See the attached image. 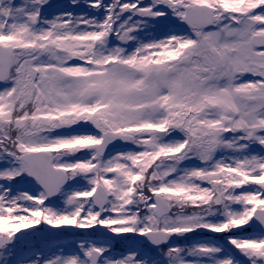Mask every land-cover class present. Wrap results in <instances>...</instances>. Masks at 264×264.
<instances>
[{
    "label": "snow or ice",
    "instance_id": "6c2138e0",
    "mask_svg": "<svg viewBox=\"0 0 264 264\" xmlns=\"http://www.w3.org/2000/svg\"><path fill=\"white\" fill-rule=\"evenodd\" d=\"M0 264H264V0H0Z\"/></svg>",
    "mask_w": 264,
    "mask_h": 264
}]
</instances>
